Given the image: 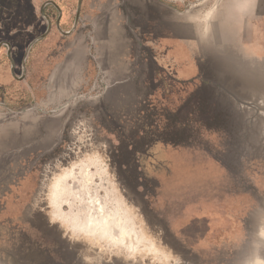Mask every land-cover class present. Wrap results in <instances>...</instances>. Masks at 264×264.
<instances>
[{"label": "rangeland", "instance_id": "rangeland-1", "mask_svg": "<svg viewBox=\"0 0 264 264\" xmlns=\"http://www.w3.org/2000/svg\"><path fill=\"white\" fill-rule=\"evenodd\" d=\"M90 1L82 0L79 22L72 28L77 0H0V44L8 42L19 57L28 56V77L22 83L12 80L8 64L0 68L6 91L0 93V118L45 99L44 76L52 50L60 52L69 38L83 32L88 43L93 42L86 9ZM52 2L60 9V30H72L71 34L63 36L52 26L44 35L46 19L40 9L49 4L44 13L56 19ZM176 6L208 15L205 25L213 28L215 39L211 49H203L204 67L226 95L209 87L198 91L206 95L214 113L225 115L224 129H207L196 122L197 116L183 112L188 122L182 135L185 143L173 145L160 138L168 111L187 99L191 86L165 81L163 88L170 94L144 95L142 100L135 94L122 100L104 97L95 127L81 125L80 134L86 138H62L42 159L23 162L21 171L34 167L41 183L24 185L23 198L32 195L30 204L0 203V264L264 262V0H182ZM251 44L261 47L258 56ZM95 50L90 47L89 58L98 73L87 91L79 89L82 104L102 95L103 86L96 85L101 66L94 60ZM142 58L137 54V66L147 75ZM155 69L150 71L155 80H162L163 74ZM247 77L253 80L251 86ZM120 111L129 113L130 126L116 124ZM165 150L181 153L172 160ZM12 169L0 162L2 189L4 174ZM68 173L73 177L60 183L56 203L77 229H84L89 219L110 217L120 223L127 215L145 242L127 239L129 249L116 241L91 242L80 230L72 232L64 221L51 217L52 192L45 188ZM111 222L115 238L118 232Z\"/></svg>", "mask_w": 264, "mask_h": 264}, {"label": "crops", "instance_id": "crops-1", "mask_svg": "<svg viewBox=\"0 0 264 264\" xmlns=\"http://www.w3.org/2000/svg\"><path fill=\"white\" fill-rule=\"evenodd\" d=\"M181 2L91 0L86 3L93 24V42L88 43L83 32L69 38L61 53L54 54L52 50L47 56L51 67L44 76L45 99H37L34 105L18 109L9 118H0V162L5 161L6 166L13 167L11 172L4 174L7 178L4 179L5 187H0V203L20 206L23 201L32 202V195L29 199L23 198V187L28 183L38 184L41 178L37 179L34 167L22 172L23 162L42 159L61 143L62 138H86L80 134L81 125L95 127L97 112L103 110L100 102L106 96L115 95L122 100L135 94L142 100L144 95L170 94L163 88L165 81L179 85L192 81L195 89L191 87L190 92L209 87L219 94L215 76L204 67L203 49H211L215 39L213 28L205 25L208 15L183 11L176 6ZM251 45L258 56L256 52L260 53L261 47ZM90 47L96 49L94 60L101 66L96 85L103 86V90L100 97L86 99L82 104L78 102L82 99L77 97L79 89L87 91L98 73L89 60ZM139 53L143 57L141 63L149 72L147 75L138 69ZM151 68L161 71L162 80H155ZM132 86L139 90L131 91ZM172 92L175 95V90ZM115 118L121 127L130 126L133 121L128 112L120 111ZM164 153L173 160L181 152L165 150ZM37 189L36 186L34 190Z\"/></svg>", "mask_w": 264, "mask_h": 264}, {"label": "trees", "instance_id": "trees-1", "mask_svg": "<svg viewBox=\"0 0 264 264\" xmlns=\"http://www.w3.org/2000/svg\"><path fill=\"white\" fill-rule=\"evenodd\" d=\"M247 72V75H251ZM248 78V77H247ZM246 78V80H247ZM252 79H255L254 77ZM251 79L248 78L246 84L248 86L252 85ZM256 84L257 82L254 81ZM181 86H191L195 89L194 82H182ZM217 88L219 89V95L225 96L223 93V87L220 84H217ZM225 92V91H224ZM206 95L200 93L198 90H194L189 93L186 100L183 101L182 105L173 111H168V114L165 117V127L162 130V134L160 135L163 141L173 145H181L184 144L185 141L182 139V135L185 132V129L188 127V122L185 117H182L183 112H187L188 115L197 116L198 120L196 122H200L201 125L207 129H217L223 130L225 124V115L223 113L217 112L214 113L212 106L208 103ZM174 138V139H173Z\"/></svg>", "mask_w": 264, "mask_h": 264}, {"label": "bare ground", "instance_id": "bare-ground-1", "mask_svg": "<svg viewBox=\"0 0 264 264\" xmlns=\"http://www.w3.org/2000/svg\"><path fill=\"white\" fill-rule=\"evenodd\" d=\"M72 174L73 173H70V174L68 173V174H65L64 176H61L60 178L56 179V181H54V183H52V185L50 186V189L52 192L51 200L49 202V207L51 210V217L56 218L59 221L60 220L64 221L65 224H67L70 227V230L72 232H77L78 230H80L81 233H84V235L88 237V239L91 242H94L96 240L97 241L99 240L101 243H103V241L105 240L114 241V242L116 241V242H119V244L123 245L125 249H129V247L126 245L127 239H129L130 242H132V240L134 239V241L137 244L141 242H145L144 238L140 234H138V231H137L138 227L132 221L131 217H128L127 215H124L122 217V219L120 220V223H119V220L118 222H116L113 218H110V217H106V218L103 217L98 222H95L93 219H89L84 229L83 228L77 229L75 225H73L64 215L60 213V211H62V206L57 205L56 203L61 195L60 183L63 182L66 178L73 177L71 176ZM111 220H112L111 223L113 224L114 229L117 230L118 232L115 238H113L112 234L110 233V230H111L110 221ZM97 234L98 236H96ZM258 264H264V262L259 261Z\"/></svg>", "mask_w": 264, "mask_h": 264}, {"label": "flooded vegetation", "instance_id": "flooded-vegetation-1", "mask_svg": "<svg viewBox=\"0 0 264 264\" xmlns=\"http://www.w3.org/2000/svg\"><path fill=\"white\" fill-rule=\"evenodd\" d=\"M47 5H49V4H45L42 7V13L43 14L41 13V9H40V14L41 15H45L44 9H45V6H47ZM138 14L139 13H137L136 15L139 16ZM49 20H50V23H51V28H52V26H54V28H56L57 21L59 23V28H62L61 13L59 14L58 11H57V17H56V19L53 20L52 18H49ZM74 20H75V16H74ZM78 22H79V20H78ZM73 24H74V21H73ZM46 27L48 28L47 21H46ZM7 44L9 45V47L7 46ZM13 49H14V47H12V45L9 44L8 42L1 43L0 44V68L3 67V66H5V64H8V74H11L14 77V79H12V80L17 81L18 83H22L28 77V67H27V59H28V56L25 55V54H22L19 57V54L16 53ZM89 60H90V58H89ZM97 69H98V67L96 68V70ZM8 76L10 78V75H8ZM45 85H46V82H45ZM19 90H20L19 91L20 93H24V90L23 89H19ZM5 92H6L5 91V87L2 84H0V93H3L4 94Z\"/></svg>", "mask_w": 264, "mask_h": 264}, {"label": "water", "instance_id": "water-1", "mask_svg": "<svg viewBox=\"0 0 264 264\" xmlns=\"http://www.w3.org/2000/svg\"><path fill=\"white\" fill-rule=\"evenodd\" d=\"M81 3H82V0H77L75 20H74V24H73V27H72V28H75L76 25L78 24V20H79V16H80ZM51 4L57 9V11H58L59 14H60V9H59V8H58L53 2H52ZM42 7H43V6H42ZM41 13H42V8H41ZM42 14H43V13H42ZM43 16H44V18L46 19V21H47V25H48L47 31H46L45 34H44V35H46V34L49 32L50 28H51V23H50V20H49V18H48L47 16H45V15H43ZM56 28H57V29H58L63 35H69V34H71V32H72V30H71V31H68V32H63V31H61L60 28H59V23H58V21H57V23H56ZM44 35L40 36L39 38H43ZM7 46L9 47L8 44H7Z\"/></svg>", "mask_w": 264, "mask_h": 264}]
</instances>
